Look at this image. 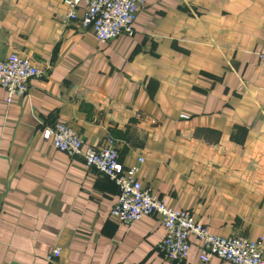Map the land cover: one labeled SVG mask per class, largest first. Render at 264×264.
I'll return each mask as SVG.
<instances>
[{"label": "crops", "instance_id": "0c3cea01", "mask_svg": "<svg viewBox=\"0 0 264 264\" xmlns=\"http://www.w3.org/2000/svg\"><path fill=\"white\" fill-rule=\"evenodd\" d=\"M63 1L0 0V60L43 72L10 105L0 87V264H46L55 247L56 264H230L203 263L196 238L165 260L158 216L113 220L118 187L44 139L58 123L85 146L114 140L210 233L264 242V0H145L133 34L106 43Z\"/></svg>", "mask_w": 264, "mask_h": 264}, {"label": "built area", "instance_id": "2783aa9c", "mask_svg": "<svg viewBox=\"0 0 264 264\" xmlns=\"http://www.w3.org/2000/svg\"><path fill=\"white\" fill-rule=\"evenodd\" d=\"M63 3L67 9L66 20L79 22L101 43L116 40L122 35L131 36L137 17L146 5L145 0H64ZM82 5L84 14L79 17ZM42 74L30 59L16 53L0 60V87L7 93L6 104L25 97L29 92V82L41 78ZM43 137L56 151L70 157H82L87 169L97 170L116 184L119 194L110 217L117 223L132 225L145 217H160L165 237L158 249L165 260H187L191 238H196L201 244L200 260L203 263L218 258L230 264H264L262 239L210 233L191 213L169 207L138 180L139 166L125 167L120 162L114 140L110 139L109 145L103 148L85 146L80 136L64 123L46 128ZM61 255L60 247L53 248L46 255V264H56Z\"/></svg>", "mask_w": 264, "mask_h": 264}]
</instances>
